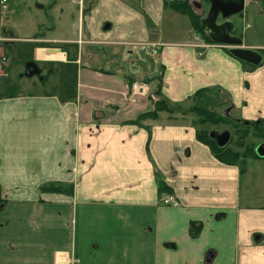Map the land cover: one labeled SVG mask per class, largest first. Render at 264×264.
Listing matches in <instances>:
<instances>
[{"label":"crops","instance_id":"0c3cea01","mask_svg":"<svg viewBox=\"0 0 264 264\" xmlns=\"http://www.w3.org/2000/svg\"><path fill=\"white\" fill-rule=\"evenodd\" d=\"M38 8L57 21V35L35 39L33 61L74 70L75 90L0 95V264H264V207L240 206V169L217 160L194 127L131 123L152 108L158 86L181 105L221 86L227 111L263 121L264 62L245 68L190 19L182 26L186 15L164 0H47ZM251 10L262 13L257 0L233 16L236 35L264 49L238 34L239 17L259 22L245 16ZM132 82L148 95L131 100ZM51 181L72 191L39 190ZM168 195L180 204H164Z\"/></svg>","mask_w":264,"mask_h":264},{"label":"rangeland","instance_id":"374dc122","mask_svg":"<svg viewBox=\"0 0 264 264\" xmlns=\"http://www.w3.org/2000/svg\"><path fill=\"white\" fill-rule=\"evenodd\" d=\"M47 0H8L7 9L3 10L0 4V37L4 38L1 45L5 51L6 57L9 59V63L2 66L0 75V95H24L28 93H43V92H65L74 93L75 88V71L70 69L65 74L62 72L57 73L59 67L57 65H50L39 63L42 68V76L47 77L42 81L41 77L33 76L28 77L24 75L25 66L27 62L33 61V51L36 45L39 43L34 42L42 34L48 33L47 36L52 37L57 34L51 32V28L57 21L52 20L47 13V8L39 9L38 5H43V2ZM202 5V10L193 5L195 12L201 17H205L210 8V0H196ZM258 6H260L262 13L259 14L254 10L247 11L245 14L257 15L259 22H251L250 26L247 25V20L243 17H239L237 22L238 34L246 37L247 42L252 40H258L259 43L264 44V0H257ZM135 5L136 1H135ZM249 15V16H250ZM182 26L185 22H189L188 16H181ZM258 24L263 27L260 30ZM72 23L67 22L64 28H71ZM170 27H167V31ZM180 30V28H178ZM74 28H71V31ZM42 33V34H41ZM49 68L55 69L54 74H50ZM43 78V77H42ZM221 86L209 89V92H204L205 99H197L191 105L198 107L212 108L220 114L228 115L236 121H243V125L239 129H245V124L250 123L252 120L241 119V113L233 110L227 113L230 109L220 95ZM188 106V107H189ZM185 108H187L185 106ZM231 111V110H230ZM195 114L189 113L186 120L176 121L177 124H184L189 127H194L192 124ZM180 122V123H179ZM254 124L263 122L262 120L252 121ZM253 124V125H254ZM249 128V136L245 140V144L258 146V144L264 142V138H260L254 134L255 129ZM195 128V127H194ZM201 128H207L210 130L216 129L222 131L229 129L232 132V140L230 146L232 148H238L239 129L233 124H221L212 125L206 124ZM196 129V128H195ZM245 146V145H244ZM244 151V148L240 149ZM239 171V204L241 207L261 208L264 207V159L248 157L245 159V163H239L236 165Z\"/></svg>","mask_w":264,"mask_h":264},{"label":"trees","instance_id":"16d2710c","mask_svg":"<svg viewBox=\"0 0 264 264\" xmlns=\"http://www.w3.org/2000/svg\"><path fill=\"white\" fill-rule=\"evenodd\" d=\"M164 4L166 7H169L173 11L186 15L189 17L191 21V25L193 29L202 35L205 41L209 43L214 42L210 39L207 32L204 30L201 19L193 9V5L191 0H164ZM229 52V49H227ZM264 55V49L259 50ZM230 53V52H229ZM232 55V54H231ZM243 66L247 69H255L257 66L252 64L240 61ZM202 92V91H201ZM201 92H198L196 95L191 97L184 105L181 104H171L164 98L160 96V88L159 86L154 90L152 96L150 97V102L152 108L147 110L141 114H139L131 123L144 125L145 121L148 120H170V121H182L187 119V115L191 112L195 114V118H193L192 124L197 130V139L201 143L207 145L214 157L222 162L223 164L234 166L239 163H245V159L248 157L261 158L256 153V147L252 144H245L246 138L249 136V128L254 124L252 121L248 124H245L246 127L244 130L239 129L241 125H243V121H236L235 119L229 117L228 115L220 114L216 110L212 108L198 107L195 105L189 106L191 103H194L197 100V97L200 96ZM185 106L187 108H185ZM189 106V107H188ZM206 124L212 125H221V124H233L236 128L239 129V141L238 148H232L230 143L224 147L219 148L215 141L209 138V129L201 128ZM255 129L254 134L260 138H264V120L261 123H257L253 125ZM245 145V146H244ZM244 148V151L240 149ZM264 159V158H263ZM1 189V188H0ZM161 189H165V184L161 183ZM41 192H49V193H70L72 191V186L68 184H64L62 182H47L40 186L39 189ZM7 200L2 196L0 190V204L5 203ZM200 224L193 223L191 226V235L196 236L199 232Z\"/></svg>","mask_w":264,"mask_h":264},{"label":"water","instance_id":"95a60500","mask_svg":"<svg viewBox=\"0 0 264 264\" xmlns=\"http://www.w3.org/2000/svg\"><path fill=\"white\" fill-rule=\"evenodd\" d=\"M244 1L210 0V8L207 15L201 19V23L213 42L230 47V54L238 60L254 66H260L264 62V56L257 49L244 47L242 39L236 35V22L233 16L240 14L243 10ZM48 51L55 52L57 49H49ZM41 73L42 70L35 61L27 62L24 75L28 77H41ZM42 77L41 79H43ZM208 135L211 140L216 142L219 148L226 147L232 140V132L229 129L222 131L213 129L209 131ZM256 153L261 158H264V142L258 144ZM2 207L3 204H0V209ZM213 255V252H209L207 261H211Z\"/></svg>","mask_w":264,"mask_h":264},{"label":"built area","instance_id":"2783aa9c","mask_svg":"<svg viewBox=\"0 0 264 264\" xmlns=\"http://www.w3.org/2000/svg\"><path fill=\"white\" fill-rule=\"evenodd\" d=\"M1 4H2L3 8H6L7 0H1ZM196 39H198V37H196ZM161 46H162V44H160V43L151 44V51H150L151 54L157 55ZM200 46L205 47L208 45L201 44ZM7 62H8V58L4 55V53L2 52V49L0 47V71L2 69L3 64H6ZM129 91L131 93V95H130L131 100H134L138 96L148 95L149 88L146 85L140 84L138 82H134L132 85L129 86ZM163 203L169 204V205H174V206H178L180 204L179 201L174 196H171V195L166 196L163 199Z\"/></svg>","mask_w":264,"mask_h":264},{"label":"flooded vegetation","instance_id":"af4514ba","mask_svg":"<svg viewBox=\"0 0 264 264\" xmlns=\"http://www.w3.org/2000/svg\"><path fill=\"white\" fill-rule=\"evenodd\" d=\"M220 20H221V18H220ZM37 64L39 65V63L37 62Z\"/></svg>","mask_w":264,"mask_h":264}]
</instances>
